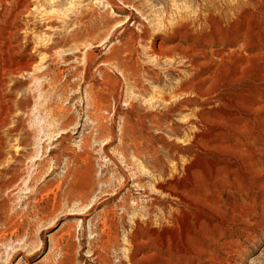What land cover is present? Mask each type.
<instances>
[{
    "label": "rangeland",
    "instance_id": "1",
    "mask_svg": "<svg viewBox=\"0 0 264 264\" xmlns=\"http://www.w3.org/2000/svg\"><path fill=\"white\" fill-rule=\"evenodd\" d=\"M11 17L4 59L34 60L0 94V264H264V0Z\"/></svg>",
    "mask_w": 264,
    "mask_h": 264
},
{
    "label": "bare ground",
    "instance_id": "2",
    "mask_svg": "<svg viewBox=\"0 0 264 264\" xmlns=\"http://www.w3.org/2000/svg\"><path fill=\"white\" fill-rule=\"evenodd\" d=\"M12 17L9 20H0V94L2 93L4 87L6 86V83L4 82L8 80L10 77L12 78V76H18L22 72H27L28 69H30L32 65V61L34 60L32 56H30L25 63L20 64V63H15L14 60H9V58L8 59L6 58L7 60L4 59L5 58L3 57L4 54H7L9 57H11L10 59H12L13 57L12 55L14 56L17 55L16 53L18 52H16L15 50L11 51V48H12L11 46L22 45L20 44L21 41L17 38L18 30H17V26L14 25L16 20ZM25 32L27 33V29ZM22 41L25 44L29 42L27 37L23 38ZM34 49L37 50V48L35 47L33 48V50ZM0 100H1V95H0ZM1 109L2 108L0 107V112H1Z\"/></svg>",
    "mask_w": 264,
    "mask_h": 264
}]
</instances>
